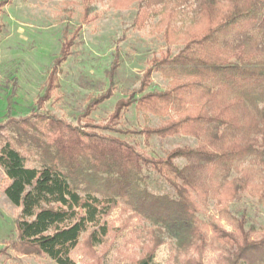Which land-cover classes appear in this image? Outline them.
I'll return each mask as SVG.
<instances>
[{"label":"trees","instance_id":"obj_1","mask_svg":"<svg viewBox=\"0 0 264 264\" xmlns=\"http://www.w3.org/2000/svg\"><path fill=\"white\" fill-rule=\"evenodd\" d=\"M95 1L81 0L79 25L63 35L38 108L57 89L60 67L82 27L99 18ZM191 2L188 25L177 27L182 9ZM8 3L1 0L0 10ZM134 4L144 7L133 27L141 30L156 18L154 27L165 50L147 62L139 89L115 103L105 125L94 126L90 116L113 95L117 49L109 87L88 98L83 126L54 116L9 120L11 136L0 145V169L8 182L3 194L19 209L13 247L55 264H76L72 252L83 241L91 253L102 246L110 233L104 219L124 204L132 216L155 227L148 246L131 264H154L162 244L156 233L176 240L182 264H204L207 234L228 252L226 264H264V228L246 230L245 215L229 210L244 194L264 205V0H110L108 7L126 11ZM174 47L179 48L175 54ZM154 73L168 85L163 91L145 92ZM131 107L161 123L125 134L140 136L145 143L152 137L182 135L194 139L195 146L154 158L125 140L93 130L113 131ZM30 148L45 157L39 168L26 166L22 151ZM180 160L181 166L176 163ZM144 170L159 174L173 193L156 196L141 190L137 183ZM210 202L217 219L203 221L198 214Z\"/></svg>","mask_w":264,"mask_h":264},{"label":"rangeland","instance_id":"obj_2","mask_svg":"<svg viewBox=\"0 0 264 264\" xmlns=\"http://www.w3.org/2000/svg\"><path fill=\"white\" fill-rule=\"evenodd\" d=\"M109 1L94 2L93 7L99 18L82 27L70 56L60 67L57 89L49 101L39 108L36 103L45 89L63 35L79 25L81 0H9L0 10V126L3 127L0 128V145L11 136L9 120L12 119L34 115L54 116L72 126H83L81 114L88 98L103 93L109 87L108 72L116 49L119 62L111 85L113 95L91 114L94 126L105 125L115 103L139 89L147 62L165 50L161 34L154 27L157 19H149L141 30H137L132 23L144 4H134L126 11H115L108 7ZM192 9V2L182 9L177 27L188 25ZM178 49L174 47L173 54ZM167 85L166 80L154 73L145 92L163 91ZM10 96L12 111L7 114V99ZM160 123V119L137 113L131 107L113 127V131L93 130L100 135L125 140L140 154L154 158H163L174 148L195 146L194 139L182 135L165 139L152 137L145 143L140 136L124 133L140 130L144 126L155 127ZM22 154L29 168H39L45 161L41 151L36 148L22 151ZM176 163L180 166L183 164L181 160ZM7 183L0 169V264H55L43 256L23 255L15 251L13 244L18 241L16 223L19 209L3 194ZM137 184L141 190L156 196L173 193L164 179L153 170H144ZM229 210L238 217L245 215L246 230L253 228L259 231L264 228V205L258 203L256 198L244 194L229 206ZM198 216L203 221L212 217L217 219L213 203L204 207ZM104 221L110 229L104 244L95 247L93 254L83 241L71 254L76 264H131L144 252L155 233L152 224L132 216L124 204L112 210ZM219 223L230 230L224 221ZM156 234L162 239V244L155 253L154 264H182L184 257L177 249L176 240L167 233ZM207 236L209 245L203 256L204 264H226L228 252L213 243L210 234ZM189 256L195 257L192 253Z\"/></svg>","mask_w":264,"mask_h":264}]
</instances>
